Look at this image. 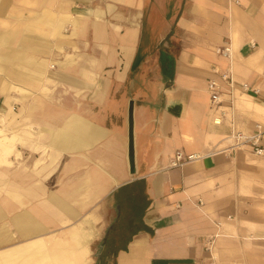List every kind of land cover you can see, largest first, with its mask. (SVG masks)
<instances>
[{"label": "crops", "instance_id": "obj_1", "mask_svg": "<svg viewBox=\"0 0 264 264\" xmlns=\"http://www.w3.org/2000/svg\"><path fill=\"white\" fill-rule=\"evenodd\" d=\"M258 123L264 0H0V264H264Z\"/></svg>", "mask_w": 264, "mask_h": 264}, {"label": "built area", "instance_id": "obj_2", "mask_svg": "<svg viewBox=\"0 0 264 264\" xmlns=\"http://www.w3.org/2000/svg\"><path fill=\"white\" fill-rule=\"evenodd\" d=\"M216 52L224 55H229L230 46L224 45L217 47ZM221 78L225 81H228L231 85V77L228 73L223 72L221 74ZM207 88L210 93L211 104L212 105L217 104L221 100L220 99L221 85L216 80L210 79L208 81ZM242 89L253 90L254 92H258L257 89L255 88L252 89L247 83L242 84ZM214 121L219 123L220 119L215 118ZM263 133H264V128L260 123L256 124L254 131L251 133H245L241 130L232 131L229 135L231 146L233 147L247 146L249 147L250 151H252L256 155L264 156V144H262L261 141ZM199 156L200 155L197 153L185 154L180 150H176L174 155L170 159L169 166L181 165L182 163L195 159ZM206 248L208 249L209 245L206 246Z\"/></svg>", "mask_w": 264, "mask_h": 264}, {"label": "water", "instance_id": "obj_3", "mask_svg": "<svg viewBox=\"0 0 264 264\" xmlns=\"http://www.w3.org/2000/svg\"><path fill=\"white\" fill-rule=\"evenodd\" d=\"M131 110L129 111V127H130V133H129V158H130V163L132 164V132H131Z\"/></svg>", "mask_w": 264, "mask_h": 264}, {"label": "bare ground", "instance_id": "obj_4", "mask_svg": "<svg viewBox=\"0 0 264 264\" xmlns=\"http://www.w3.org/2000/svg\"><path fill=\"white\" fill-rule=\"evenodd\" d=\"M2 63V62H1ZM47 65V64H46ZM78 241V240H77ZM38 247V246H37ZM67 247V246H66ZM31 250V249H30ZM23 251V250H22ZM29 251V250H28ZM24 252V251H23ZM35 252V251H34ZM43 252V251H42ZM14 261V260H13ZM19 261V260H18ZM34 261V260H33ZM10 263V262H9ZM12 263V262H11ZM71 263V261H70ZM80 263V262H79ZM15 264V263H14Z\"/></svg>", "mask_w": 264, "mask_h": 264}]
</instances>
